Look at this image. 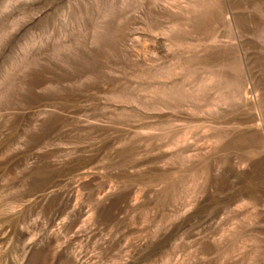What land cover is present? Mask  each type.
<instances>
[{"label":"rangeland","instance_id":"1","mask_svg":"<svg viewBox=\"0 0 264 264\" xmlns=\"http://www.w3.org/2000/svg\"><path fill=\"white\" fill-rule=\"evenodd\" d=\"M0 264H264V0H0Z\"/></svg>","mask_w":264,"mask_h":264}]
</instances>
